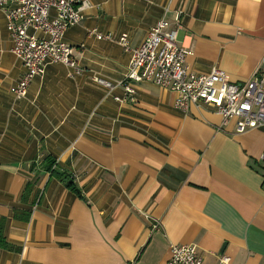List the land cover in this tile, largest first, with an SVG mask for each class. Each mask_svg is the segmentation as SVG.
<instances>
[{"label":"crops","instance_id":"crops-1","mask_svg":"<svg viewBox=\"0 0 264 264\" xmlns=\"http://www.w3.org/2000/svg\"><path fill=\"white\" fill-rule=\"evenodd\" d=\"M81 1L65 40L84 73L50 63L25 98L11 91L26 72L7 29L13 5H0V223L13 247L0 264H168L172 244L196 245L204 264H264V128L236 134L212 105L183 111L154 83L130 80L132 101L92 80H125L120 35L137 47L178 12L190 70L264 78V0Z\"/></svg>","mask_w":264,"mask_h":264},{"label":"built area","instance_id":"built-area-1","mask_svg":"<svg viewBox=\"0 0 264 264\" xmlns=\"http://www.w3.org/2000/svg\"><path fill=\"white\" fill-rule=\"evenodd\" d=\"M4 2L0 0V5ZM11 3L13 6L8 8L5 17L13 42L12 52L26 68L24 76L11 88L17 98L27 96L32 80L43 75L50 63L67 65L71 77L84 73V68L73 57L74 48L66 42L65 34L69 27L84 18L83 12L89 7L85 1L11 0ZM181 28V12H178L173 24L162 18L137 47L130 45L127 34H121L118 42L130 53L126 79L112 82L93 75V82L109 93L121 87L132 101L136 89L130 80L154 83L176 93L175 105L183 111L202 102L212 105L224 123L235 121L236 134L264 128V78L253 77L235 83L216 67L208 73L190 70L187 58L192 51L179 43ZM92 32L98 39H111L110 34ZM159 225L154 221L152 229H158ZM169 253L168 264H204L194 244H172ZM229 260L222 256L219 264H228Z\"/></svg>","mask_w":264,"mask_h":264},{"label":"trees","instance_id":"trees-1","mask_svg":"<svg viewBox=\"0 0 264 264\" xmlns=\"http://www.w3.org/2000/svg\"><path fill=\"white\" fill-rule=\"evenodd\" d=\"M49 170H50L51 174H53L55 172V170L53 168V165H51ZM56 174H58V173H56ZM59 176L63 177V181L65 182V184L73 192H75L76 194H78L79 196L82 197L81 191L75 185L73 178L70 179L67 176L65 177L64 175H59ZM29 189H30V184L28 183L27 186H26L25 192H26V190L28 191ZM0 248L7 249V250H12L13 249V247L7 242V240L5 238V235H4V223L3 222L0 223Z\"/></svg>","mask_w":264,"mask_h":264}]
</instances>
